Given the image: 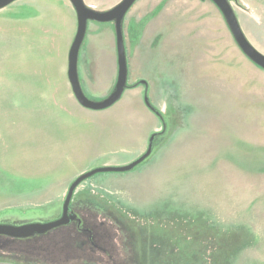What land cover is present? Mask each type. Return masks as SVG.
Here are the masks:
<instances>
[{
	"label": "rangeland",
	"instance_id": "obj_1",
	"mask_svg": "<svg viewBox=\"0 0 264 264\" xmlns=\"http://www.w3.org/2000/svg\"><path fill=\"white\" fill-rule=\"evenodd\" d=\"M62 1H14L41 15L16 53L10 4L0 10V224L53 221L77 176L134 161L155 133L152 150L130 171L80 182L74 221L0 235V264H264V69L216 5L136 0L122 22L128 88L105 109L56 113L43 90L64 72L61 22L47 25ZM120 1L84 0L100 11ZM229 2L263 52L264 0ZM101 86L82 90L98 101L113 88Z\"/></svg>",
	"mask_w": 264,
	"mask_h": 264
},
{
	"label": "water",
	"instance_id": "obj_2",
	"mask_svg": "<svg viewBox=\"0 0 264 264\" xmlns=\"http://www.w3.org/2000/svg\"><path fill=\"white\" fill-rule=\"evenodd\" d=\"M16 0H0V10ZM76 15V32L67 55V77L71 91L76 101L87 109L102 110L120 99L127 87V60L123 38L122 22L125 14L136 0H121L119 3L107 10H96L85 4L84 0H68ZM221 12L232 36L241 52L256 66L264 69V55L260 53L244 35L229 0H211ZM98 23L112 22L114 26L115 46L117 55V76L110 93L101 100L93 101L83 92L77 73V57L80 45L85 36L87 22ZM146 86L144 80L139 81ZM145 105L153 110L147 96L143 98ZM154 111V110H153ZM156 113V112H155ZM158 115V113H156ZM155 133L151 134L145 151L134 161L120 166H102L91 169L77 176L69 185L61 206L59 218L45 223H26L21 225L0 224V235L11 238H26L35 234H43L51 229L70 223L74 216L70 212L69 204L75 188L80 182L98 172H125L130 171L146 160L152 150Z\"/></svg>",
	"mask_w": 264,
	"mask_h": 264
},
{
	"label": "crops",
	"instance_id": "obj_3",
	"mask_svg": "<svg viewBox=\"0 0 264 264\" xmlns=\"http://www.w3.org/2000/svg\"><path fill=\"white\" fill-rule=\"evenodd\" d=\"M61 0H59L60 2ZM16 2V1H15ZM11 3L9 7L10 14V30L14 34V51L16 53L17 49L21 50V45L17 44V33L22 29L26 30L28 25L34 20L41 16L39 12H36L34 15L29 16V10H27L26 5L23 3ZM63 11L59 16H49L51 21H47V25H51L52 22L60 21L62 25V42L64 44V50L67 51V54L64 60L61 61L62 68L64 72L57 74V78L47 77V90H43V97L52 98L53 102L47 104L50 108L56 110V113L62 112L67 113L70 111H80L81 109L78 106H81L76 101L67 77V55L70 48V45L73 41L75 32H76V15L74 9L68 0L65 2L62 1ZM94 8V6L89 5ZM252 9V7L250 6ZM96 9V8H94ZM99 10V9H96ZM21 16L18 18V16ZM37 15V16H36ZM126 16L124 21H126ZM89 22V21H88ZM87 22L85 37L80 45L78 57H77V73L80 81L81 87L86 89H96L98 85L101 86V90L113 87L112 83L116 80L117 76V55H116V46H115V36H114V26L113 23H92L95 25H90ZM93 22V21H91ZM88 43V45H87ZM252 44V42H250ZM253 45V44H252ZM254 46V45H253ZM255 47V46H254ZM16 48V49H15ZM256 48V47H255ZM257 49V48H256ZM264 55V51H260ZM126 51V49H125ZM127 52V51H126ZM138 65V62H137ZM82 79V80H81ZM63 82V90L60 91V86L55 84ZM57 86V88H55ZM143 87V86H142ZM112 89V88H111ZM143 89H139L136 92H142ZM110 93V92H109ZM60 96L65 97L66 102L62 104L59 100ZM85 108V107H83ZM91 110V109H88ZM62 126V125H59Z\"/></svg>",
	"mask_w": 264,
	"mask_h": 264
},
{
	"label": "flooded vegetation",
	"instance_id": "obj_4",
	"mask_svg": "<svg viewBox=\"0 0 264 264\" xmlns=\"http://www.w3.org/2000/svg\"><path fill=\"white\" fill-rule=\"evenodd\" d=\"M71 213H72V212H71ZM72 215L74 216V219H73L72 221H74V220L76 219V217H75V215H74L73 213H72ZM72 221H71V222H72Z\"/></svg>",
	"mask_w": 264,
	"mask_h": 264
},
{
	"label": "trees",
	"instance_id": "obj_5",
	"mask_svg": "<svg viewBox=\"0 0 264 264\" xmlns=\"http://www.w3.org/2000/svg\"><path fill=\"white\" fill-rule=\"evenodd\" d=\"M137 85H138V84H137ZM137 85H136V86H137ZM132 86H134V87H135V85H132ZM127 88H128V87H127Z\"/></svg>",
	"mask_w": 264,
	"mask_h": 264
},
{
	"label": "bare ground",
	"instance_id": "obj_6",
	"mask_svg": "<svg viewBox=\"0 0 264 264\" xmlns=\"http://www.w3.org/2000/svg\"><path fill=\"white\" fill-rule=\"evenodd\" d=\"M85 37V36H84Z\"/></svg>",
	"mask_w": 264,
	"mask_h": 264
}]
</instances>
